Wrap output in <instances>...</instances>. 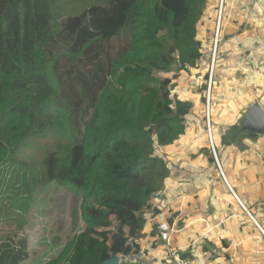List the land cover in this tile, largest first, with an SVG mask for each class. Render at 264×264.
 Wrapping results in <instances>:
<instances>
[{"label": "trees", "instance_id": "16d2710c", "mask_svg": "<svg viewBox=\"0 0 264 264\" xmlns=\"http://www.w3.org/2000/svg\"><path fill=\"white\" fill-rule=\"evenodd\" d=\"M214 1L93 0L83 12L55 20L52 0H0V169L8 160L26 163L15 152L32 133L63 132L69 140L64 150L58 145L44 155L37 177L15 176L18 185L9 187L15 193H0V264H23L29 257L24 225L25 188L31 182L82 193L84 229L44 264H102L117 249L123 256L138 250L135 239L157 189L150 181L156 177L144 173L158 162V148L173 152L189 133L188 122L196 119L193 107L202 98L200 154L211 152L206 128L210 64L199 71L214 46L208 102L212 143L245 207L252 206L250 198L264 202L263 191L249 198L232 180L233 165L249 182L262 179L264 136L245 140L243 152L223 139L257 91L219 95L221 88L228 91L229 72L225 68L219 81L224 2L215 45ZM182 78L191 87L180 84ZM256 218L264 229L260 215Z\"/></svg>", "mask_w": 264, "mask_h": 264}, {"label": "crops", "instance_id": "0c3cea01", "mask_svg": "<svg viewBox=\"0 0 264 264\" xmlns=\"http://www.w3.org/2000/svg\"><path fill=\"white\" fill-rule=\"evenodd\" d=\"M223 2L220 46L224 54L220 59L222 65L218 67V73L219 81H222L221 75L225 68L228 69L229 86L227 92L221 88L219 95L224 94L225 97L232 98L234 93L243 95L247 90L257 91V96L251 103L257 101L264 109V0H222V4L219 3L215 27L217 41ZM216 4L218 5V2ZM212 63L214 64V60ZM213 64L207 85L208 120ZM252 88L254 90H250ZM207 127L210 132V120L209 125L208 122L206 124ZM261 137L263 136L257 138ZM209 142L217 164L215 167L212 163L213 171L210 174L216 177L217 187H211L215 182L210 179V175H203L202 187L192 186L184 192L180 185L185 183L186 178L182 179L183 177L192 175L189 171L177 179L175 184L168 186L166 193L156 192L151 200L153 207L147 213L148 220L135 239L138 250L123 256L121 250L117 249L113 253L117 254L120 260L124 259L127 264H172L174 257L181 258L184 255L186 259H193L197 264H264V229L256 218L260 215L264 222V202L250 198L255 193L264 192V168H261L259 175L262 179L255 180L258 185L253 189L247 174L235 165L232 166L235 175L230 170L234 185L250 198L252 206L248 209L226 178L212 143V134ZM196 156L192 158L196 160ZM198 156L204 158L201 154ZM230 156L232 155H229V159ZM255 173L253 169L252 174ZM234 200L239 203L248 218ZM156 208H161L164 212L154 213ZM228 210L234 214L235 222L228 215ZM170 216H173L171 222L167 220ZM250 222L256 226L257 231L253 230ZM162 223L167 225L165 240L160 236L158 227ZM227 242H231L229 247H226Z\"/></svg>", "mask_w": 264, "mask_h": 264}, {"label": "rangeland", "instance_id": "374dc122", "mask_svg": "<svg viewBox=\"0 0 264 264\" xmlns=\"http://www.w3.org/2000/svg\"><path fill=\"white\" fill-rule=\"evenodd\" d=\"M92 1L52 0L51 11L55 20H59L66 16L83 12L90 6ZM179 1L181 0H178V3H180ZM215 1L218 2L219 7L220 1ZM215 42L217 40L214 37ZM211 54L207 55L205 64L200 67L199 72L201 74L206 70L207 64H210L209 72L211 71L213 64ZM179 83L184 84L185 87H191L185 78H182ZM250 90H254V88ZM207 100L208 94L206 91V102ZM201 101L203 102V98L200 103L193 107L194 110H197L195 112L196 119L188 122L187 129L189 133L185 134L174 144L173 152L158 148L160 152V156L157 157L158 162L153 169H149L144 173V175L156 177V179L150 180L153 184L157 183L156 192L166 193L168 186L175 184L177 179L185 176L189 171L192 172V175L183 177L182 179L186 178L185 183L180 185L181 190L184 192L192 186L195 188L202 187L203 175H210V179L215 182L213 185L211 184V187H217L218 185L216 177L210 174L213 171L212 163L217 167L213 151L211 150L208 154L202 153L204 158L196 156L201 153V147L204 145L202 131L199 129L201 123L199 111L203 109ZM221 123H223L222 120H220ZM225 125L227 128L230 127L229 124ZM207 132L210 140L211 130L209 132L208 127ZM68 144L69 140L63 132H57L56 135L46 133L28 135L15 152V155L25 160L26 163L16 166L11 160H8L4 167L0 169V193L3 190H7L9 193L6 195L12 196V193L15 192L9 187L18 185L15 176L23 180L24 178L30 180L32 176L34 178L37 177L44 155L50 150L56 149L58 145L60 150H64ZM193 156H196L197 159L192 158ZM33 185L32 182L27 185L25 188V190H28L25 192L26 194L16 195L20 197L25 194V199L29 201L24 225L29 257L23 264H44L49 259L56 257L65 243L75 233L84 229L85 224L81 218L82 193L75 191L74 188L73 190L69 186H60L56 183L46 182L43 185L41 183ZM257 185L258 182L252 179L250 182L251 189ZM24 208H26V205H23L21 209L23 210ZM9 216V213L6 214V217ZM0 218H3V216L0 215ZM106 241L112 250L114 248L112 241L109 238H106Z\"/></svg>", "mask_w": 264, "mask_h": 264}, {"label": "water", "instance_id": "95a60500", "mask_svg": "<svg viewBox=\"0 0 264 264\" xmlns=\"http://www.w3.org/2000/svg\"><path fill=\"white\" fill-rule=\"evenodd\" d=\"M207 122L209 125L208 119ZM260 136H264V109L255 101L241 113L240 117L234 122V127L223 135V139L238 150L244 151L247 149V145L244 143L245 140H253ZM120 262V257L115 253H111L102 264H120Z\"/></svg>", "mask_w": 264, "mask_h": 264}, {"label": "built area", "instance_id": "2783aa9c", "mask_svg": "<svg viewBox=\"0 0 264 264\" xmlns=\"http://www.w3.org/2000/svg\"><path fill=\"white\" fill-rule=\"evenodd\" d=\"M220 4H222V0L220 2ZM214 58V53L212 54V59ZM159 229H160V235L163 239L167 238V225L166 223H162L159 225ZM172 264H197L196 261H194L193 259H183V258H179V257H174Z\"/></svg>", "mask_w": 264, "mask_h": 264}, {"label": "clouds", "instance_id": "9594fccd", "mask_svg": "<svg viewBox=\"0 0 264 264\" xmlns=\"http://www.w3.org/2000/svg\"><path fill=\"white\" fill-rule=\"evenodd\" d=\"M215 45H216V42H215ZM213 53H214V58H215V49H214V51H213ZM212 53V54H213ZM212 54H211V58H212ZM214 58L212 59V62H213V60H214ZM212 75V74H211ZM159 227V226H158ZM160 230V229H159ZM161 232V231H160ZM161 236V235H160ZM165 240V239H164ZM180 258V257H179ZM182 258V257H181ZM183 259H186V258H183Z\"/></svg>", "mask_w": 264, "mask_h": 264}]
</instances>
